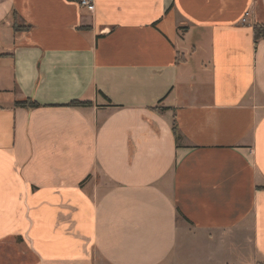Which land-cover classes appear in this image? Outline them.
Instances as JSON below:
<instances>
[{
    "label": "crops",
    "instance_id": "0c3cea01",
    "mask_svg": "<svg viewBox=\"0 0 264 264\" xmlns=\"http://www.w3.org/2000/svg\"><path fill=\"white\" fill-rule=\"evenodd\" d=\"M93 3L0 0V264H264V0Z\"/></svg>",
    "mask_w": 264,
    "mask_h": 264
},
{
    "label": "rangeland",
    "instance_id": "374dc122",
    "mask_svg": "<svg viewBox=\"0 0 264 264\" xmlns=\"http://www.w3.org/2000/svg\"><path fill=\"white\" fill-rule=\"evenodd\" d=\"M199 237H182L177 245V254L180 258V264H205L203 258L208 256L210 251L216 252V246L207 248L204 241ZM249 249L242 244L237 249L231 250L225 247L223 253L217 254L212 264H252L250 261ZM98 264H105L101 260H97ZM179 264V263H178Z\"/></svg>",
    "mask_w": 264,
    "mask_h": 264
},
{
    "label": "trees",
    "instance_id": "16d2710c",
    "mask_svg": "<svg viewBox=\"0 0 264 264\" xmlns=\"http://www.w3.org/2000/svg\"><path fill=\"white\" fill-rule=\"evenodd\" d=\"M25 27H20L16 23L13 24V31H24ZM253 36L255 42L258 40H261L264 38V25H256L253 27ZM15 106L19 108H35L37 107V104L32 102L31 100H24V101H17L15 102ZM69 107L74 108H81V107H91L92 103L90 102H78V101H72L67 104ZM158 113H163L166 111V109L163 108H154ZM171 131L174 136H176L177 133V126L175 121L173 120Z\"/></svg>",
    "mask_w": 264,
    "mask_h": 264
},
{
    "label": "built area",
    "instance_id": "2783aa9c",
    "mask_svg": "<svg viewBox=\"0 0 264 264\" xmlns=\"http://www.w3.org/2000/svg\"><path fill=\"white\" fill-rule=\"evenodd\" d=\"M79 5L84 8L87 12L92 13L95 9L93 0H78Z\"/></svg>",
    "mask_w": 264,
    "mask_h": 264
}]
</instances>
